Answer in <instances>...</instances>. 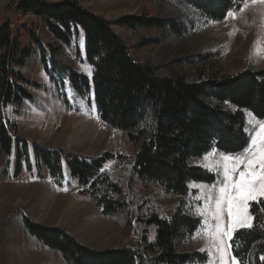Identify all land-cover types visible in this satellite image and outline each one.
Returning <instances> with one entry per match:
<instances>
[{"label":"trees","instance_id":"obj_1","mask_svg":"<svg viewBox=\"0 0 264 264\" xmlns=\"http://www.w3.org/2000/svg\"><path fill=\"white\" fill-rule=\"evenodd\" d=\"M196 9L205 19L220 22L228 13L239 12L246 0H180ZM251 1V0H247ZM17 11L43 21L54 44L48 45L53 56L62 47L69 46L80 35L84 37V63L92 69L91 78L68 71L69 89L79 97L90 96L97 118L110 130L123 133L130 143L138 145L133 163L128 169L126 187L134 182L154 187L163 199L184 198L190 184L215 183L209 171L192 166L211 151L222 155H237L247 149L250 137L246 131L245 114L264 120V68L245 70L235 77L187 84L176 77H163L155 73L150 64L138 63L124 41L112 30V25L130 31L139 29H172L158 18L130 16L109 23L83 9L77 2L64 0L49 3L44 0H18ZM38 48L44 71H47L45 53ZM142 40L136 47L155 44ZM0 90L4 107H21L32 97L21 84H29L22 73L9 70L6 58L12 53L17 68H23L31 49L18 51L17 37L8 24L0 26ZM75 56L79 57L78 50ZM12 73L13 80L7 76ZM149 129H143L145 123ZM17 133L15 123L0 116V154L10 156L16 148L13 178L23 173L29 162V147L21 139L13 140ZM33 165L41 177V167L58 185L63 177V164L70 177L80 186V195L88 196L100 209L101 216L120 227L136 225L140 233L139 244L132 247L96 251L78 243L60 228H46L22 217L24 229L31 237L49 250L55 251L65 264H205L206 254L183 253L179 249L182 238L192 236L200 220L178 207L171 218H164L153 205V199L125 198L123 186L104 170L112 154L103 153L96 158H80L78 154L41 149L32 146ZM28 153V154H27ZM249 204L253 214V227L239 229L229 240L231 257L237 264H264V200ZM148 227H153V241L148 239Z\"/></svg>","mask_w":264,"mask_h":264},{"label":"rangeland","instance_id":"obj_2","mask_svg":"<svg viewBox=\"0 0 264 264\" xmlns=\"http://www.w3.org/2000/svg\"><path fill=\"white\" fill-rule=\"evenodd\" d=\"M18 0H0V26L8 24L11 33L17 37L18 51L31 49L30 57L23 68H17L12 61V53L6 58L9 70L22 73L29 84H21L32 97L24 100L21 107H4L0 98V116L15 123L17 133L13 140L21 139L29 147V166L24 165L23 173L13 178L14 150L10 156L0 154V264H65L55 251L49 250L35 238L28 235L22 224V217L46 228H60L81 245L96 251H108L139 244L141 230L136 225L120 227L101 216L100 209L86 195H80V186L70 177L63 164V177L56 184L45 167H41V177L33 165L31 147L78 154L80 158H96L103 153L113 155L104 165V170L124 189L125 198L134 197L141 201L150 199L153 207L164 218H171L175 210L182 211L200 220L199 229L187 238H182L179 249L183 253L206 254L205 264H222L212 233L217 221L214 218L215 201L220 198V189L227 183L225 168L229 169L233 180L244 170L243 163L231 172L234 161L211 151L202 158L191 162L192 166L203 168L213 174L216 181L212 185L190 184L189 193L184 198L163 199L155 194L154 187H145L134 182L132 189L126 187L128 169L138 145L125 139L123 133L110 130L97 118L92 97H79L69 89L66 74L75 71L91 78L92 69L84 61V49L80 36L69 46L62 47L53 56L48 45L54 44L52 36L43 21L17 11ZM58 3L64 0H44ZM95 16L114 23L130 16L158 18L172 29H139L130 31L116 25L112 30L124 41L131 56L141 64H150L155 73L163 77H176L187 84L235 77L249 69L264 68V5L247 2L243 11L229 13L220 22L205 19L196 9L180 0H72ZM231 13V12H230ZM10 26H13L10 27ZM9 29V30H10ZM45 53L47 71L41 62L38 46ZM154 40L155 44L137 48L142 40ZM78 50L79 57L75 56ZM8 52H0V60ZM13 80L12 73L7 76ZM1 96V90H0ZM246 131L250 137L249 146L255 150L264 144L261 122L250 113L245 114ZM143 129L148 130L146 122ZM253 140L256 144L253 145ZM208 156V159L204 158ZM68 171V172H67ZM264 200V197L258 198ZM257 201H249V204ZM227 207L222 214V229L228 230ZM243 229V228H240ZM148 239L153 241L155 232L148 227ZM239 229L234 230L237 231ZM233 232V233H234ZM229 246L226 236L219 237ZM231 254L225 256L231 264Z\"/></svg>","mask_w":264,"mask_h":264},{"label":"snow or ice","instance_id":"obj_3","mask_svg":"<svg viewBox=\"0 0 264 264\" xmlns=\"http://www.w3.org/2000/svg\"><path fill=\"white\" fill-rule=\"evenodd\" d=\"M253 5H264V0H251ZM247 7V0L245 2ZM244 9H241L243 11ZM232 16V13H229ZM261 130L264 131V122H261ZM256 141L253 140V145ZM208 159V156L204 158ZM223 159L234 161L231 172H235L237 167L243 163L244 170L239 173V178L233 180L229 169L225 168V179L227 183L220 189L221 196L215 201V211L213 213L215 220V231L212 233V240L215 242L217 251L220 253L222 264H227L225 256L228 255L230 246L225 245L223 239L219 237L226 236L229 240L233 238V232L236 229L253 227V214L249 213V201H257L264 197V144L253 150L246 149L245 154L236 157H224ZM227 207L229 217L228 230L222 229V214L224 206ZM261 210L264 211V205ZM264 260V256L261 257ZM231 264H237L235 257H232Z\"/></svg>","mask_w":264,"mask_h":264},{"label":"crops","instance_id":"obj_4","mask_svg":"<svg viewBox=\"0 0 264 264\" xmlns=\"http://www.w3.org/2000/svg\"><path fill=\"white\" fill-rule=\"evenodd\" d=\"M80 38H81V40H82V45H83V49H84V37H83V35H80ZM68 172V171H67Z\"/></svg>","mask_w":264,"mask_h":264},{"label":"built area","instance_id":"obj_5","mask_svg":"<svg viewBox=\"0 0 264 264\" xmlns=\"http://www.w3.org/2000/svg\"><path fill=\"white\" fill-rule=\"evenodd\" d=\"M10 27H12L13 28V26H10ZM10 29V28H9ZM10 31H11V29H10ZM201 83V81L200 82H197V83H192V84H200Z\"/></svg>","mask_w":264,"mask_h":264}]
</instances>
